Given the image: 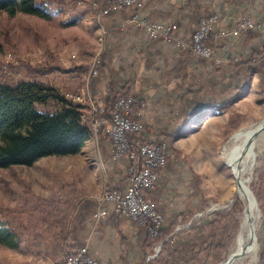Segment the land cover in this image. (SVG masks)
I'll return each mask as SVG.
<instances>
[{"label":"rangeland","instance_id":"rangeland-1","mask_svg":"<svg viewBox=\"0 0 264 264\" xmlns=\"http://www.w3.org/2000/svg\"><path fill=\"white\" fill-rule=\"evenodd\" d=\"M33 1L43 5L50 16L41 18L20 11L15 15L0 12V82L12 83L35 78L56 88L67 100L74 102L69 96H79L82 99L79 104L86 105L82 114L86 117L82 122H88L93 130L91 107L85 102L92 96L88 88L89 80L99 63V57L105 53L109 39L105 32L109 11L107 15L100 16L106 4L103 0ZM49 7L54 9L49 10ZM250 18L251 22L259 23L253 17ZM245 30L255 35L252 28ZM247 37L250 41L251 37ZM54 67L59 70L45 72ZM242 82L243 86L234 88L238 93L236 95L234 92V101L227 114L206 113L199 119L195 118L186 129L178 130L174 136L178 132L183 134L173 138L171 143L166 139V164L158 174L165 173L170 177L164 178L159 187L156 185L151 191L159 190V195H166L169 201L178 198L180 206L187 203L186 210L166 218L158 210L163 218L162 229L179 214L182 217L178 220L183 222L186 219L185 222L190 225L194 221L206 219L209 215L206 212L212 208L230 206L216 211H232L235 208L232 215L239 222V227L233 243L219 254L221 261L216 264H221L236 251V238L245 210L244 201L234 191V176L222 158V151L234 133L264 120V75L257 73V76L244 77ZM92 97L104 107L99 96ZM56 108L58 104L50 105L51 111ZM97 116L98 113L94 117ZM136 117L141 118V114L136 113ZM230 117L234 120L233 130L227 127ZM95 122L97 119L93 124ZM95 127V133H92L78 154L49 156L29 167L0 169V221L8 224L21 242L17 249L0 245V264H65L64 256L53 261L45 255V247L38 242L44 238V244L47 241L53 244L59 231L56 228L65 224L71 203L81 197H89L98 201L100 208L103 195L109 192L111 145L100 134L102 128L98 125ZM148 131L153 135L166 130ZM143 133L144 129L136 138L143 136ZM259 151L253 170L242 177L260 212L256 230L257 246L254 244L258 250L254 258H246L243 264H261L260 257L264 250V141ZM120 159L123 158L112 162ZM255 193L261 197L260 201ZM151 201L158 207L155 200ZM200 209L203 212L200 213ZM185 226H178L175 233ZM147 260L151 259L147 257Z\"/></svg>","mask_w":264,"mask_h":264},{"label":"crops","instance_id":"crops-1","mask_svg":"<svg viewBox=\"0 0 264 264\" xmlns=\"http://www.w3.org/2000/svg\"><path fill=\"white\" fill-rule=\"evenodd\" d=\"M142 2L141 16L146 21L173 23L174 34L183 39L185 45L177 48L162 39L150 40L143 29L126 23L131 9L112 11L106 20L105 32L109 39L104 50L106 70L104 81L98 88L99 98H107L111 90L130 87V93L144 103L141 120L145 133L141 138L166 143L168 139L171 143L178 130L186 129L195 118H201L197 115L187 121L188 114L211 105L214 109L207 113L227 114L234 101V88L244 85V77L257 76V73L248 74L247 69L238 67V64L251 61L252 53L264 48V0ZM245 17H253L259 22L252 21L255 36L250 41L248 32L240 29L239 20ZM203 18L211 23L214 35L213 57L210 60L195 57L189 48L191 37ZM220 31L227 32L226 36H217ZM152 129L166 131L152 135L148 131ZM177 134L175 139L183 133ZM150 135L153 137L148 138ZM125 167L123 159L111 161L108 169L111 188L120 191L126 188ZM168 177L169 174H159L157 188ZM158 191H149L146 197L158 203L157 208L165 218L186 210L187 203L180 206L178 198L169 201ZM104 207L107 216L95 228L91 226V221L88 222L82 233L89 254L99 264H137L142 258L138 249L142 238L139 225L129 217L114 216L111 205ZM262 253L261 264H264V250Z\"/></svg>","mask_w":264,"mask_h":264},{"label":"trees","instance_id":"trees-1","mask_svg":"<svg viewBox=\"0 0 264 264\" xmlns=\"http://www.w3.org/2000/svg\"><path fill=\"white\" fill-rule=\"evenodd\" d=\"M105 4L106 8H110V3L105 2ZM53 9L49 7V10ZM17 11L41 18L50 16L43 5H38L33 0H0V12L15 15ZM111 13L112 10H109L107 17ZM203 19L208 21L207 18ZM247 35L252 38L255 36L251 32ZM213 43L211 38L203 45L213 48ZM104 55L103 53L99 57V63L95 66L89 80V92L95 97L101 96L98 88L104 81L103 75L106 70ZM238 67L246 68L248 74L264 75V48L254 51L251 61L238 64ZM55 70L58 71L59 68H48L45 72ZM237 93L236 91L235 94ZM129 97L133 99L132 119L142 123L141 118L136 117V113H142L144 103L132 95L130 87L127 86L117 91L111 90L107 98H102L104 115H108L120 99ZM53 103L58 104V108L51 111L50 105ZM85 108V104L67 100L56 88L35 78L12 83L0 82V169L13 166L29 167L44 157L78 154L84 143L92 136L90 124L82 122L81 119ZM212 109L214 105L192 112L186 119L190 121L193 117L203 116ZM227 127L234 129V120L231 117ZM225 135L227 136L228 133ZM131 140L145 143L149 139L136 138L133 135ZM255 195L260 201L261 197L256 193ZM98 204V201L89 197H81L75 203H71L70 214L65 218V224L62 223L63 227L56 228V231H59L53 244L49 241L44 244L46 241L40 238L38 243H42L39 245L45 247H43L45 255L56 261L66 253L73 254L77 249L84 247L82 233L97 211ZM234 209L215 211L207 215L206 219L194 221L189 226H185L188 224L185 222L186 219L183 222L178 220L182 217V214H179L155 234L149 233L145 226L136 221L142 235L141 243L138 245L142 255L139 264H216L220 262L219 254L221 255L233 243L235 232L239 227V222L232 215ZM199 212L203 210L200 209ZM114 216L124 215L114 214ZM178 226L185 227L175 233ZM162 242L159 254L147 260V257L154 254L156 246ZM20 243L16 232L8 224L0 221V245L17 249ZM262 258L263 256L260 257V262Z\"/></svg>","mask_w":264,"mask_h":264},{"label":"built area","instance_id":"built-area-1","mask_svg":"<svg viewBox=\"0 0 264 264\" xmlns=\"http://www.w3.org/2000/svg\"><path fill=\"white\" fill-rule=\"evenodd\" d=\"M111 4L110 8L100 11V16L107 15L109 10L131 9V15L126 23L143 29L150 40L162 39L166 43H173L177 48L183 47L185 41L174 34V24L171 22H148L142 16V0H103ZM241 27L244 29L253 28L254 24L247 18L241 21ZM212 25L209 21L201 19L198 28L191 37L189 48L195 57L210 60L213 57V48L204 46L206 41L214 38ZM234 33H237L234 30ZM227 32L220 31L217 36L224 37ZM75 103H82L79 96H69ZM132 98L120 99L113 110L104 115V108L92 96L88 101L91 107L90 120L93 131H96V125L102 128L100 134L109 140L111 145V160L116 161L123 158L126 162L127 186L123 191L109 187L106 197L100 208L94 213L91 219V226L95 228L99 222L106 217L107 210L105 205H111L113 214L127 216L145 226L149 233L155 234L163 227V218L157 209V205L147 199L146 193L152 191L159 177V171L166 164L165 141H155L149 139L145 143L133 142L132 136L136 137L143 131L142 123L132 119ZM98 113V116H94ZM86 115H82L83 120ZM97 122L93 124V121ZM98 130V129H97ZM131 137V138H130ZM65 264H99L95 257L88 252V247L84 246L77 249L73 254L64 256Z\"/></svg>","mask_w":264,"mask_h":264},{"label":"bare ground","instance_id":"bare-ground-1","mask_svg":"<svg viewBox=\"0 0 264 264\" xmlns=\"http://www.w3.org/2000/svg\"><path fill=\"white\" fill-rule=\"evenodd\" d=\"M261 123L262 122L259 124ZM259 124L253 127L249 126L250 128L248 129L244 128L234 133L227 144L228 146L224 147L222 151V158L231 174L234 178H239L241 180V186H236L234 191L237 196L244 201L245 210L241 221V227L236 238V246L238 250L242 249V247H246L247 252L245 256L232 263H229L226 259L221 264H243L246 258H254L258 250V248H256V230L260 212L254 203L253 196L245 186V183H243L242 177L244 174L250 173L253 170L257 155L260 152L259 149L264 141V134H262L247 147L253 130ZM107 193L108 192H106L103 197H106ZM254 244H256V246Z\"/></svg>","mask_w":264,"mask_h":264},{"label":"water","instance_id":"water-1","mask_svg":"<svg viewBox=\"0 0 264 264\" xmlns=\"http://www.w3.org/2000/svg\"><path fill=\"white\" fill-rule=\"evenodd\" d=\"M263 132H264V120L262 121L261 124H259V125L253 130V133H252L251 139L249 140L247 147H248L249 145H251V143H252V142H253V141H254L259 135H261ZM234 180H235V184H236V186H241V180H240L239 178H234ZM234 200H235V199H234ZM234 200H232L231 203H233ZM253 200H254L255 205L257 206V203H256L255 198H253ZM228 207H230V206H226V207H224V208H219V209H217V208H212V209L208 210L206 213H207V214H211V213H213V212L216 211V210H223V209H226V208H228ZM187 226H189V225H187ZM162 245H163V242L160 243V244L156 247L154 256H152V257H148V259H152V258L156 257L157 254L159 253V250L161 249ZM246 252H247V251H246V247H245V248L242 247V249H240V250L237 249L236 251H234V252H233V253L227 258V260H228L229 263H232L233 261L238 260L239 258H242L243 256H245V255H246Z\"/></svg>","mask_w":264,"mask_h":264}]
</instances>
